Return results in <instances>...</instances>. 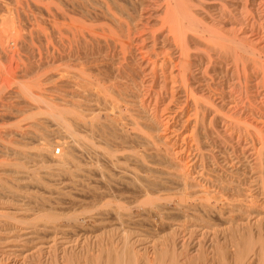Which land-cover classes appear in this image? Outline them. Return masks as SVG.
Instances as JSON below:
<instances>
[{"label":"bare ground","instance_id":"6f19581e","mask_svg":"<svg viewBox=\"0 0 264 264\" xmlns=\"http://www.w3.org/2000/svg\"><path fill=\"white\" fill-rule=\"evenodd\" d=\"M0 264H264V0H0Z\"/></svg>","mask_w":264,"mask_h":264},{"label":"rangeland","instance_id":"374dc122","mask_svg":"<svg viewBox=\"0 0 264 264\" xmlns=\"http://www.w3.org/2000/svg\"><path fill=\"white\" fill-rule=\"evenodd\" d=\"M57 152H58V150H57ZM65 223H66V224H65ZM63 224L67 225V222H63Z\"/></svg>","mask_w":264,"mask_h":264}]
</instances>
